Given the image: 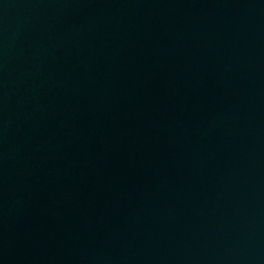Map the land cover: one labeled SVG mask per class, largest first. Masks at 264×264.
<instances>
[{"label":"water","instance_id":"95a60500","mask_svg":"<svg viewBox=\"0 0 264 264\" xmlns=\"http://www.w3.org/2000/svg\"><path fill=\"white\" fill-rule=\"evenodd\" d=\"M0 264H264V0H0Z\"/></svg>","mask_w":264,"mask_h":264}]
</instances>
